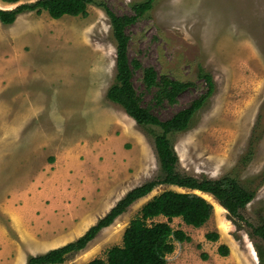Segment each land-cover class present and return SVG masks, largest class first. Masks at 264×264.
Instances as JSON below:
<instances>
[{
    "label": "rangeland",
    "instance_id": "1",
    "mask_svg": "<svg viewBox=\"0 0 264 264\" xmlns=\"http://www.w3.org/2000/svg\"><path fill=\"white\" fill-rule=\"evenodd\" d=\"M28 1L32 0L19 2ZM94 1L121 15L132 12L131 3L143 0ZM87 12L86 16L65 14L55 19L46 11H27L11 25L0 23V203L26 177L52 169L55 155L67 157L66 150L75 153L70 168L76 170L83 158L79 147L91 138L94 125L121 122L143 136L123 109L106 98L115 75V43L105 11L89 4ZM127 31L130 58L138 59L143 67L152 66L158 74L192 83L175 103L156 104L154 89L142 83L141 69L133 72L132 83L141 103L159 119L169 118L205 90L204 81L197 77L198 66L212 75L214 92L196 112L191 126L170 135L177 168L196 177L230 174L254 188L255 195L242 214L257 223L264 214V183L259 184L255 176L264 168V0H153ZM255 124L258 138L253 154L241 166L239 158L249 148ZM145 138L140 165L126 166L128 177L120 192L157 172L153 147ZM164 189L186 191L174 185L157 186L62 264L105 257L109 247L121 243L124 228L141 205ZM195 192L212 203L213 212L200 227L187 225L179 217L171 219L170 225L182 229L191 240L174 241L166 264H258L253 242L261 241L250 237L244 223L236 225L228 219L210 194ZM117 197L118 193L115 202ZM3 223L0 217L1 229ZM208 231H217L218 239L207 240ZM221 243L228 246L227 255L218 253Z\"/></svg>",
    "mask_w": 264,
    "mask_h": 264
},
{
    "label": "trees",
    "instance_id": "2",
    "mask_svg": "<svg viewBox=\"0 0 264 264\" xmlns=\"http://www.w3.org/2000/svg\"><path fill=\"white\" fill-rule=\"evenodd\" d=\"M7 4L16 3L13 7H0V23L12 24L16 17L27 11L39 14L46 11L51 18L68 15H87V6L96 4L109 18L111 36L115 43V75L114 81L106 90V98L119 105L123 111L140 127L142 134L150 141L157 160L156 174L144 182L132 187L120 197L114 205L81 235L59 246L44 252L29 255L25 264H62L71 255L84 249L97 234L109 226L134 201L145 197L159 185H174L186 189H164L153 194L139 208L136 216L131 218L124 228L121 243L109 247L105 257H96L82 264H166L167 255L175 249L174 241H190L191 237L182 229H174L170 221L174 217L190 226L200 227L211 216L213 205L204 196L195 192L210 194L223 207L228 219L236 225L248 228L253 242L258 264H264V214L258 216L257 223L248 221L242 214L243 208L253 199L255 189L242 183L236 176L224 174L220 177L192 176L182 173L177 168L178 156L173 147L170 135L187 130L196 112L208 101L215 89L212 75L202 66L197 68V77L206 85L203 92L193 98L190 103L177 110L165 120L159 119L150 109L141 103V97L132 83V75L136 69L142 71V83L148 90L154 89V103L177 101L180 92L192 86L191 82L173 79L165 74H158L152 66L143 67L136 58L128 56L129 33L127 28L146 13L153 0L131 3V13L116 14L106 4L94 0H1ZM257 124V123H256ZM256 124L249 141L248 150L239 158L241 166L251 159L256 133ZM258 183H264V168L255 175ZM189 190V191H188ZM163 216L165 221H155ZM204 237L216 241L217 231H208ZM220 255H227L229 248L221 243L217 247Z\"/></svg>",
    "mask_w": 264,
    "mask_h": 264
},
{
    "label": "crops",
    "instance_id": "3",
    "mask_svg": "<svg viewBox=\"0 0 264 264\" xmlns=\"http://www.w3.org/2000/svg\"><path fill=\"white\" fill-rule=\"evenodd\" d=\"M0 2V7H11ZM143 136L121 122L94 125L91 138L79 147L83 158L76 170L70 168L75 153L66 150L67 157L51 158L52 169L14 187L0 203L5 224L0 228V264H25L28 255L81 235L115 203L117 193V199L124 194V169L140 165L147 143Z\"/></svg>",
    "mask_w": 264,
    "mask_h": 264
},
{
    "label": "water",
    "instance_id": "4",
    "mask_svg": "<svg viewBox=\"0 0 264 264\" xmlns=\"http://www.w3.org/2000/svg\"><path fill=\"white\" fill-rule=\"evenodd\" d=\"M198 192H200V191H198ZM201 193V192H200Z\"/></svg>",
    "mask_w": 264,
    "mask_h": 264
}]
</instances>
